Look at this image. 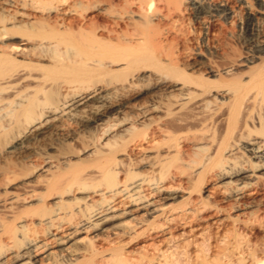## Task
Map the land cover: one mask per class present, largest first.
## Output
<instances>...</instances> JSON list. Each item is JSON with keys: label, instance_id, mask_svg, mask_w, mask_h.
<instances>
[{"label": "bare ground", "instance_id": "bare-ground-1", "mask_svg": "<svg viewBox=\"0 0 264 264\" xmlns=\"http://www.w3.org/2000/svg\"><path fill=\"white\" fill-rule=\"evenodd\" d=\"M238 10L264 25V0H0V264H140L122 244L177 232L194 264H264L239 249L264 233V47L181 63Z\"/></svg>", "mask_w": 264, "mask_h": 264}, {"label": "rangeland", "instance_id": "rangeland-1", "mask_svg": "<svg viewBox=\"0 0 264 264\" xmlns=\"http://www.w3.org/2000/svg\"><path fill=\"white\" fill-rule=\"evenodd\" d=\"M238 11H239V15L237 12L236 17H235L236 20H234V22L232 23L233 25L232 24L223 25V23L221 24V21L214 22V23L212 22L213 24L211 23L209 26L210 27V29H209L210 34L207 37L206 44L205 45L193 44V46H192L195 49H197V46H198L201 50L200 53L195 54L194 52H190L187 55H184L183 59L181 58V63H184L186 65H190L193 67H196V66L198 67L202 63V61H205L206 58H208V59H212L213 61H217V64H219L217 54L221 49H223V50H227L228 52H232V53L235 52L236 54L240 55V60L242 61V65L238 68V70L240 71V73H246L247 72L246 67L248 65L247 61H250L252 58H254L258 55L257 51H258L259 47H264V25H261V28H259L257 30V32H255V33L248 32L246 30V26L243 25L246 23V16L244 15V13L241 10H238ZM220 25H223V26H220ZM192 26L193 27L195 26V31H196L195 35H197L199 38H201L200 37L201 36L200 34L202 33L201 32V25L199 23L195 22L192 24ZM219 29L220 30L222 29L221 32ZM218 33H220V34H218ZM216 34H218V35H216ZM197 36H196V38H198ZM23 191H26V190H24V189L19 190L20 193ZM2 215H3V213L0 212V216H2ZM177 233H178L179 237H181L180 239H182V240L178 239L179 237H177L176 240H173V239H171L172 241L169 240L171 242L168 243L169 242L168 241L166 243V245L164 246V248L166 246L167 247L169 246L168 250H167V247L165 248L166 250L165 249H163L162 251L157 250V249H160L158 246V244L160 245V242H159L160 240L158 241V239H155V240H157V242L153 240L154 243L156 242L155 245H157V248L155 247L156 248L155 251H158V252L160 251L159 252L160 254H163V251H165L166 253L164 252V256L168 258V261L170 260L169 264H187V263L188 264H194L193 263L194 262L193 245H191V246L189 244L186 245V241H184V240L187 239L186 237H188V236H186V237L183 236V238H182V236H180L181 233L180 232H177ZM177 233H175L176 236H177ZM227 233L228 234L224 235V230L218 233V231L214 229L210 233L205 234V236L203 237V242L201 241V243L199 245V249L201 250V254L204 255L205 257H208L213 252H220L221 251L220 254H222L223 253L222 250L225 251L226 249L231 248L232 241H233L234 237H232L230 235L231 234L230 232H227ZM263 238H264V233L259 228H255V229L251 230V232L248 231L247 234L245 236H243V239H241L243 242L245 240L246 245L241 241L243 245L239 249L242 248L241 249L242 251L243 250H245V251L249 250V248L251 249L252 245H253L252 243H249V240H251L252 242H258V241H261ZM148 239H149L148 237L142 238L137 242H133L129 245L124 243L121 246H123L124 252L130 258H136V261L139 262L140 264H142L147 260L146 256L148 259H151V258H153L154 254H155L154 258H157V256L159 255L158 252L153 254L154 247L152 248L153 250H151V249L147 250L146 249V251L150 252V254L147 253L146 251H141L140 250L141 248L139 249L140 245L142 247L144 244L153 243L152 240L148 241ZM125 242L128 243V240H125ZM248 244H250L251 247ZM245 247H246V249H245ZM136 248H138L140 250V253L137 252L139 250L138 249L136 250ZM241 250L236 251V253H240ZM141 252H143V253H141ZM145 252H146V254H145ZM147 254H149V255H147ZM150 255H152V256H150ZM159 257H161V255ZM140 259H142V260H140ZM234 264H238V263L234 262Z\"/></svg>", "mask_w": 264, "mask_h": 264}]
</instances>
